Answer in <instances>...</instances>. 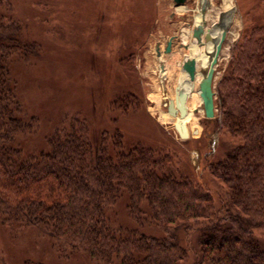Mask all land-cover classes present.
Segmentation results:
<instances>
[{"label": "trees", "instance_id": "16d2710c", "mask_svg": "<svg viewBox=\"0 0 264 264\" xmlns=\"http://www.w3.org/2000/svg\"><path fill=\"white\" fill-rule=\"evenodd\" d=\"M22 33L0 18V225L36 226L55 238L58 257L83 252L99 264H264L254 236L264 228V22L246 29L216 85L215 123L238 143L206 164L223 187L215 195L168 152L125 147L119 129L94 137L77 118L45 151L23 155L11 142L29 124L18 117L9 68L12 56L34 49ZM119 202L161 235L112 225Z\"/></svg>", "mask_w": 264, "mask_h": 264}, {"label": "rangeland", "instance_id": "374dc122", "mask_svg": "<svg viewBox=\"0 0 264 264\" xmlns=\"http://www.w3.org/2000/svg\"><path fill=\"white\" fill-rule=\"evenodd\" d=\"M199 12L200 45L192 37ZM0 18L17 21L23 38L34 46L9 61L18 117L29 124L11 142L23 155L45 151L49 137L77 118L94 137L119 129L125 147L142 142L168 152L194 181L214 195L221 193L223 187L206 164L221 159L238 142L216 125L215 105L212 118L204 115L189 47L197 45L213 60L215 100L233 47L246 29L264 22V0H185L179 5L173 0H0ZM108 217L114 226L162 233L151 222L138 224L125 202L115 205ZM254 236L264 249V228ZM195 242L192 233L190 244ZM55 243L36 226L0 225L3 264H99L83 252L60 258Z\"/></svg>", "mask_w": 264, "mask_h": 264}, {"label": "water", "instance_id": "95a60500", "mask_svg": "<svg viewBox=\"0 0 264 264\" xmlns=\"http://www.w3.org/2000/svg\"><path fill=\"white\" fill-rule=\"evenodd\" d=\"M175 4H183L185 0H173ZM201 34H202V25L196 26L193 31H192V37L195 39L198 45L201 44ZM174 36L169 37V39L166 42L164 52L167 53L169 52L171 45H172V40ZM159 50H158V55H159ZM194 66V64H193ZM201 73V79L198 83V93L202 101L203 105V110H204V115L207 118H212L214 116V90H213V76H214V68L209 63L207 66L202 68L200 70ZM169 109L170 112H173V104L172 101L169 103Z\"/></svg>", "mask_w": 264, "mask_h": 264}, {"label": "bare ground", "instance_id": "6f19581e", "mask_svg": "<svg viewBox=\"0 0 264 264\" xmlns=\"http://www.w3.org/2000/svg\"><path fill=\"white\" fill-rule=\"evenodd\" d=\"M202 1L205 2V0H202ZM204 8H206V5H203V9ZM178 9H182V8L181 7H178ZM225 10H226V8H225ZM225 12H227V10ZM202 19H203V14H202V12H199V14H197L194 17L193 25L195 27L198 26V25H202ZM189 55L191 57L195 58V60H196V65H197L198 71H197V74H196L195 79L199 82L200 79H201V76H202L201 73H200V70L202 68H204L205 66H207L209 63H211L213 60L210 59V58L208 59V57L206 58L205 56H203L202 55V49H199V47L197 45H191L189 47ZM163 73H164V71H161V74H163ZM181 126L182 125H179L180 131H181V133H184V130L182 129Z\"/></svg>", "mask_w": 264, "mask_h": 264}]
</instances>
